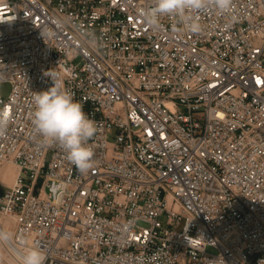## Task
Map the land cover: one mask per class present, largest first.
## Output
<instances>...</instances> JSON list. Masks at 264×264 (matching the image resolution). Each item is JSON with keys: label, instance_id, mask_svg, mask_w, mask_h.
I'll list each match as a JSON object with an SVG mask.
<instances>
[{"label": "built area", "instance_id": "1", "mask_svg": "<svg viewBox=\"0 0 264 264\" xmlns=\"http://www.w3.org/2000/svg\"><path fill=\"white\" fill-rule=\"evenodd\" d=\"M153 2L0 0L14 264L28 247L44 264H264V0L194 14L199 33L146 23ZM48 73L97 125L86 173L33 129Z\"/></svg>", "mask_w": 264, "mask_h": 264}, {"label": "clouds", "instance_id": "2", "mask_svg": "<svg viewBox=\"0 0 264 264\" xmlns=\"http://www.w3.org/2000/svg\"><path fill=\"white\" fill-rule=\"evenodd\" d=\"M232 5L233 0H154L141 15L153 27L158 26L161 17L167 16L175 18L174 30L199 33L202 25L198 15L194 14L214 7L223 15L231 12ZM46 75L52 79L53 85L33 97V129L43 142L58 145L66 153L67 160L81 173H86L94 163L89 141L96 135L97 125L73 94L60 86L55 73ZM10 120L9 111L0 108V137L6 134ZM12 239L11 233L0 232V241ZM44 261L45 255L38 247H28L21 258V264H44Z\"/></svg>", "mask_w": 264, "mask_h": 264}, {"label": "rangeland", "instance_id": "3", "mask_svg": "<svg viewBox=\"0 0 264 264\" xmlns=\"http://www.w3.org/2000/svg\"><path fill=\"white\" fill-rule=\"evenodd\" d=\"M10 88H11V87H10V83L5 82V81L0 82V96L6 98L7 95L9 94V92H10ZM8 165L11 167L10 169L12 170L13 173H14L15 171H17V167H16V165H14L13 163H7L6 165L0 167V170H1L2 168L4 169V168L7 167ZM11 179H12V178H11ZM11 179H9V181H7L5 185H9L10 182H11ZM0 183H2V182H0ZM2 184H3V183H2ZM3 185H4V184H3ZM0 189H1V186H0ZM0 255H1V256H0V264H6V261H5L4 259L8 260L9 263L14 264V262H12L11 259L7 256V254L4 253V251L1 249V246H0ZM1 257H3L4 259H2ZM7 264H8V263H7Z\"/></svg>", "mask_w": 264, "mask_h": 264}, {"label": "bare ground", "instance_id": "4", "mask_svg": "<svg viewBox=\"0 0 264 264\" xmlns=\"http://www.w3.org/2000/svg\"><path fill=\"white\" fill-rule=\"evenodd\" d=\"M11 167L8 165L7 167H5L4 169L2 168L0 170V182H2L4 185L6 184L7 181H9V179H11L10 184L12 183V181L14 180L17 171H15L14 173L12 172V170L10 169ZM1 249L5 252V250L3 249L2 245L0 244ZM7 254V253H6ZM1 256V255H0ZM7 256L10 258V256L7 254ZM2 259H4L3 257H1ZM11 259V258H10ZM6 260V259H4ZM8 261V260H6ZM11 261L13 262V260L11 259Z\"/></svg>", "mask_w": 264, "mask_h": 264}]
</instances>
